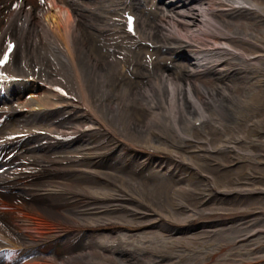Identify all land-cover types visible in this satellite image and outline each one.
<instances>
[{"label":"bare ground","instance_id":"bare-ground-1","mask_svg":"<svg viewBox=\"0 0 264 264\" xmlns=\"http://www.w3.org/2000/svg\"><path fill=\"white\" fill-rule=\"evenodd\" d=\"M16 1H23L24 5L14 21L0 11V50L7 37L16 36L19 41L17 49H20L24 65L12 66L10 62L14 64L16 60L13 57L0 69V84L15 100L14 104L0 95V113L14 117L0 128V137L50 129L57 133L75 134L74 143L84 138L98 143L82 149L73 148L74 143L42 146L40 143L49 138L38 136L26 138L17 151L0 152V199L8 197L17 205L29 202L60 216L69 214L87 221L117 220L111 214L127 210L139 220L138 224L146 227H157L169 233L190 229L192 226H175L174 217L177 212L184 217L183 209L176 212L170 205L158 204V195L163 194L164 187H158L156 180H161L160 186H166L173 176L156 170L152 162L167 160L173 164H189V180L204 178L212 182L223 175L213 169L198 167L185 153L187 146L194 143V138H199L198 132L194 131L190 136L187 131L194 127L195 120L206 118L202 101H211L212 109L221 115L215 133L223 134L221 143L237 148L236 137L225 135L223 102L225 99L236 101L228 91L234 83H244V73H249L258 65L256 60L264 57V47L256 41L255 34L245 30L253 29V25L241 18L246 10L259 11L263 3L253 4L245 0H158L160 6H156L155 0H135L133 9L138 15L137 24H140L142 36L140 41H135L122 30L111 32L113 28H121V24L113 21L118 13L109 12V9L121 0H93L92 4L84 3V0H57L59 11L51 0L43 3L42 0ZM29 7L35 9L37 16L30 14ZM68 8L75 12L74 19H71ZM104 29H109V32L102 34ZM237 40L250 47L251 51L246 53L238 48ZM153 56V68L149 69L147 62ZM130 60L136 62L133 73L126 70V61ZM60 76L64 81L61 82ZM119 76H122V81L116 87ZM206 78L212 81L208 84ZM43 83L66 85L72 91L83 90L84 101L91 106L92 116L85 110H73L66 117L61 114L52 116L56 113L54 107L64 101ZM259 84L264 86V78L259 80ZM249 93L245 90L241 95L251 102L258 100L249 98ZM185 104L194 111L192 119L185 111ZM24 107L37 111L25 117L20 114ZM179 113L183 127L179 125ZM124 117H127V130H149L140 145L119 139V134L125 132L122 128ZM162 118L165 121L162 127L173 128L184 144L172 146L168 142L167 131L156 130L155 126ZM81 121H86V125L79 126ZM202 129L207 130L206 135H214L210 126L197 127V131ZM108 130L111 132L108 133ZM206 139L204 136L194 143L195 148L211 150L213 141ZM108 149L115 152L84 159L75 166L56 168L81 167L89 174L79 172L36 177L40 171L51 167L47 162L71 160L72 155ZM202 156L198 157L204 158ZM212 161L215 162L216 158L212 157ZM236 169L239 167L236 166ZM106 178L115 180L124 197H130L127 202L106 209L108 205H102V208L100 204H89L69 195L84 191L110 195L111 189L104 182ZM193 189L185 188L179 193L186 196ZM253 195H248V203L253 200ZM130 203L134 207L125 209L124 206L129 208ZM220 218L223 217L215 216L211 223L221 221ZM0 222L23 243L39 242L53 236L23 229L24 225L35 226L43 222L7 207L0 210ZM150 224L153 226H147ZM206 224L194 226L201 228L196 230L198 234L207 233ZM106 226L118 225L112 222ZM79 238L80 234L71 235L65 231L63 238L26 254L35 258L37 252L52 247L62 252ZM6 245L7 241L0 236V246ZM7 255L0 254V264H16L21 252L11 253L9 259Z\"/></svg>","mask_w":264,"mask_h":264},{"label":"rangeland","instance_id":"rangeland-1","mask_svg":"<svg viewBox=\"0 0 264 264\" xmlns=\"http://www.w3.org/2000/svg\"><path fill=\"white\" fill-rule=\"evenodd\" d=\"M156 1L158 2V0ZM245 1L259 4L263 3V6L259 11L246 10L241 18L247 22V24L251 23L253 25V29L246 28L245 30L253 32L256 41L264 47V0ZM43 2H45V0H43ZM85 2L90 4L93 3L92 0H84V3ZM158 4V6H160V2H158ZM34 14L36 15V13ZM4 15H6V13ZM239 22H242L241 19H239ZM238 40L236 42L238 48L246 53L251 51L250 47L241 44ZM19 61L20 56L18 55L12 66H20ZM255 63L258 65H255L254 69L250 70L249 73H244V83H234V86L228 91L236 101L225 99L223 102L224 108L222 109L226 122V133L230 136L242 134L246 138V141H237V148L234 149H219L218 145L223 138V134L219 132L215 133V131H217V123L221 118V115H218V113L212 109L211 101L206 102L204 100L201 104L205 109L206 121L202 125L206 128L207 126L212 128V132L214 133L212 136V149L209 151H200L198 148H195L194 144H190L185 150V153L194 159L202 168H207V166H209V162H212V157L219 159L222 162H226L227 164H231L227 169L225 168L226 171L222 176V182L224 183L233 177V175L237 174L235 171L232 173V169H235L236 165L241 164V169L238 173L239 177H245V172L250 171L252 177H250L248 181H259L264 184V164H258L259 161H264V155L262 153L264 150V125L255 126V128L251 126L254 118H257L258 120L264 119V86L259 84V80L264 78V57L258 58ZM22 65L24 64H21V66ZM141 71L148 73V71ZM206 79L208 84L212 81L211 78ZM150 85H153L152 77L150 78ZM245 90L250 92L247 95L249 98L255 97L258 100L251 102L244 98L241 95V92H244ZM12 102L15 104L14 99ZM136 105L139 106L140 103L136 102ZM185 106V111L188 112L190 118L194 117V111L187 108V104H185ZM20 114L27 117V112L25 113L22 111ZM59 114H62V111L60 113H55L52 116H59ZM181 117L182 115L179 113V125L183 127ZM164 122V118H162L159 125L155 126L156 130L161 132L166 130L173 146L184 144L183 142H180L181 137L174 132L173 128L169 129L162 127ZM80 124L83 125L85 122L82 121ZM122 127L125 130L124 133L129 138L140 143L143 142L144 135L149 133L147 128L142 132L135 128L127 130V117L123 118ZM196 129V127L188 128L187 133L192 135L194 132L193 130L198 132ZM201 132L202 134H199V138H195V140L198 141L206 136L207 132L205 130H202ZM97 143L98 142H93L90 138H84L74 143L73 148L78 149L89 147L96 145ZM199 155H204L202 156L204 158H199ZM152 164L156 170L169 173L176 179V181H174V178L170 179V182H168L166 186H160L161 180H156L158 187H164L163 195L159 194L163 198L172 200L173 196L178 197L174 192L176 187L183 189L190 186L188 182L189 173L181 168L186 165L179 164L181 167H178L176 164L170 163L167 160H156L153 161ZM213 168L221 169L218 164H215ZM249 168H251V170ZM219 180L221 181V178H219ZM187 197H189V195ZM237 200L239 204L243 203L245 197L235 196L226 198V202L228 203ZM255 201L264 203V194L258 193ZM166 203L168 206L170 205L171 208L174 207L168 201H166ZM130 205H128L129 208H132V206L134 207V204L130 203ZM256 206L258 207L257 209H259V207L260 210H262V208L264 209V204ZM124 208L129 210L127 206H124ZM111 216L131 222L139 221L127 210L114 212ZM180 218L181 213L177 212L175 221L181 223L182 220ZM231 220L232 222L227 223V226H205V230H207L205 235L197 233L196 230L201 229L200 227L180 233H169L157 227H145L135 230V232L115 229L107 230L108 232L99 231L93 234L89 233L82 236L78 243L70 248L71 252L69 253L67 260L71 264H111L107 260L106 254H114L127 264H171V262H174V264H264V216L257 215L256 218H254L253 215H246L243 213L240 215L236 214ZM42 222L43 224L39 222L30 228L24 226V229H30L31 231L38 233L48 231L55 227L54 224L46 221ZM215 228H217L216 231H214ZM255 229L258 230H256V233L251 238H249L251 240L247 239L249 241L242 240L238 243L235 242V238L243 236L245 232L253 231ZM253 244L258 246L253 249ZM135 245H141L154 253H143L141 250H137ZM49 251H45V254H49ZM18 264L51 263H49L48 258L46 260H40L39 262L22 258Z\"/></svg>","mask_w":264,"mask_h":264},{"label":"snow or ice","instance_id":"snow-or-ice-1","mask_svg":"<svg viewBox=\"0 0 264 264\" xmlns=\"http://www.w3.org/2000/svg\"><path fill=\"white\" fill-rule=\"evenodd\" d=\"M3 61H0V63H2Z\"/></svg>","mask_w":264,"mask_h":264}]
</instances>
